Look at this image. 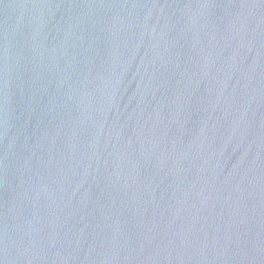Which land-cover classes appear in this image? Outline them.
<instances>
[{
    "label": "water",
    "instance_id": "water-1",
    "mask_svg": "<svg viewBox=\"0 0 264 264\" xmlns=\"http://www.w3.org/2000/svg\"><path fill=\"white\" fill-rule=\"evenodd\" d=\"M0 264H264V0H0Z\"/></svg>",
    "mask_w": 264,
    "mask_h": 264
}]
</instances>
